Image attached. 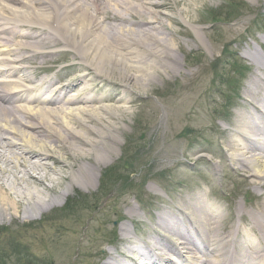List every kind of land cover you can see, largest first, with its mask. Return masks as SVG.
<instances>
[{
  "label": "bare ground",
  "instance_id": "6f19581e",
  "mask_svg": "<svg viewBox=\"0 0 264 264\" xmlns=\"http://www.w3.org/2000/svg\"><path fill=\"white\" fill-rule=\"evenodd\" d=\"M171 1L183 2L0 0V67H5L0 68V212L5 217L18 212L20 201L25 203V217L37 209L45 211L56 198L52 196L55 194L42 192H57V184L63 181L69 180L70 186L59 193L61 198L68 196L67 189L99 180L97 169L103 164L100 149L112 152L110 143L116 141V131L124 132L115 122L119 112L126 115L124 105L131 102L129 96L146 87L150 72L160 69V60L168 57L172 45L167 43L163 29L173 33L166 19L174 20L160 8ZM26 23L39 26V33L34 36L16 29ZM58 44L76 47L73 58L89 66L80 65L78 73L75 71L63 83L39 79L36 95L32 96L29 92L34 85L26 87V82L34 79L28 60L32 56L46 59L53 53L42 48ZM250 56L257 63L254 82L245 87L244 95L259 109V120L247 132L253 139L246 138L237 127L245 116L241 110L235 126L224 130V141L225 157L250 172L243 173L249 177L247 183L257 189L252 193L254 202L220 215L216 212L222 208L210 202L186 203L188 199L180 197L178 202L184 206L174 207L177 211L170 219L166 221L158 214V224L145 229L147 241L130 243V228L124 223L122 233L130 244L127 254L123 260L108 259L104 264H147L154 251L163 256L155 264H244L264 260V69L260 70L264 62L256 52ZM107 79H117L121 84ZM102 84L109 91L111 84L118 85L123 93L98 97L93 91ZM71 90L73 95L68 96ZM43 91L49 97L43 99ZM2 95L11 100H2ZM107 98L116 103H103ZM44 101L51 102L39 105ZM95 102L97 105L92 104ZM254 111L249 109L250 114ZM65 169L69 173L62 174ZM55 180V186L50 184ZM32 184H40L44 190ZM135 211L132 208L130 212ZM244 214L250 218L244 220ZM251 229H258L259 234ZM168 232L177 238L169 237ZM245 244L251 246V255L246 254Z\"/></svg>",
  "mask_w": 264,
  "mask_h": 264
},
{
  "label": "rangeland",
  "instance_id": "374dc122",
  "mask_svg": "<svg viewBox=\"0 0 264 264\" xmlns=\"http://www.w3.org/2000/svg\"><path fill=\"white\" fill-rule=\"evenodd\" d=\"M160 10L174 20L166 19L173 33L163 29L172 46L160 60L161 68L150 72L146 87L129 96L126 115L119 112L115 122L124 132L116 131L112 152L100 149L99 180L67 189L65 198L59 193L69 188V180L51 182L58 183L57 192H42L43 186L32 184L43 195L55 194L56 201L28 217L23 201L12 216L0 212V264H104L112 256L122 260L118 251L125 239L124 223L131 235L140 226L138 236L147 237L145 229L158 224V214L184 206L180 197L194 201L208 196L226 208L223 197L241 199L244 194L251 199L255 188L242 175L250 172L238 163H225L218 153L222 142L217 141L225 142L223 130L233 126L241 110L244 117L253 110L242 100L256 67L247 55L259 51L264 57V0L171 1ZM232 50L243 62L233 64ZM110 87V97L121 91L118 85ZM230 87L237 88L238 96ZM142 220L147 227L135 224Z\"/></svg>",
  "mask_w": 264,
  "mask_h": 264
}]
</instances>
